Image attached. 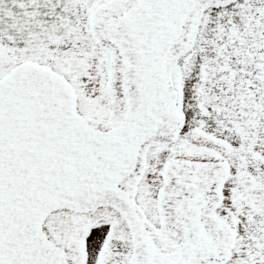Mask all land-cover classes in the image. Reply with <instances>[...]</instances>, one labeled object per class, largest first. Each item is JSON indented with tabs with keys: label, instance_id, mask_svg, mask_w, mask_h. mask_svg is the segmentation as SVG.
Instances as JSON below:
<instances>
[{
	"label": "snow or ice",
	"instance_id": "6c2138e0",
	"mask_svg": "<svg viewBox=\"0 0 264 264\" xmlns=\"http://www.w3.org/2000/svg\"><path fill=\"white\" fill-rule=\"evenodd\" d=\"M0 264H264V0H0Z\"/></svg>",
	"mask_w": 264,
	"mask_h": 264
}]
</instances>
